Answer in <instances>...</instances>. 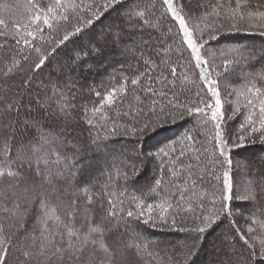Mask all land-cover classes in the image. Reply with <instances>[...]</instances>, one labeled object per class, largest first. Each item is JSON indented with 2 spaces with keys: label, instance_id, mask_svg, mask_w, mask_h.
Returning <instances> with one entry per match:
<instances>
[{
  "label": "snow or ice",
  "instance_id": "snow-or-ice-1",
  "mask_svg": "<svg viewBox=\"0 0 264 264\" xmlns=\"http://www.w3.org/2000/svg\"><path fill=\"white\" fill-rule=\"evenodd\" d=\"M29 7L32 13L28 23L17 24L11 40L0 43V135L4 144L0 158L7 164V171L0 170V195L15 201L12 225L6 228L0 223V264H141L137 257L151 247L147 237L137 231L141 224L185 233L180 243L172 245L175 254L169 264H191L207 237L225 222V232L212 242L215 259L211 264L264 261V167L241 164L230 155L232 147L246 140L264 143V46L224 47L221 43L225 34L250 30L254 26L250 21L257 16L260 24L255 26L264 37V11H249L244 0H236L234 5L216 4L211 13L200 11L201 5H193L190 0H33ZM110 18L111 23L96 33L97 24ZM145 33L147 39H143ZM126 37L140 38L143 47H137L136 41L129 47L124 44ZM120 46L121 54L130 53L136 62L128 64V76L106 95L88 88L89 93L95 92L99 105L91 111L99 115L93 124L85 111L83 120L95 128L101 119H112L107 113L120 106L117 98L123 103L129 94L144 92L143 97L136 95L138 118L134 117L136 123L131 129L124 127L125 137L143 134L169 118L200 120L202 126L211 123L212 158L208 159L201 141L203 154L197 151V162L187 168L191 185L185 184L176 194L163 177L154 176L141 188H133L130 181L140 175L146 163L160 160L163 164L161 156L169 157L175 172L184 165L181 157L186 155L185 147L177 152L168 145L145 153L137 141L122 156L105 157L98 174L85 177L83 166H78L77 157L85 149L68 139L69 125L80 118L76 101L82 97L79 89L84 85H77L82 75L78 73L91 56ZM61 54L64 59L54 69L56 79H50L45 91H36L34 97L37 75L52 68ZM172 65L185 68V75L196 74L201 88L181 90L177 95L181 76ZM229 65L246 82L247 98L238 126L229 124V120L240 113L239 105L226 108L217 87L218 69ZM193 92L195 99L191 98ZM25 97L27 105L17 103ZM157 98L162 106H157ZM24 107L28 112L21 118L19 110ZM13 110L17 112L15 118ZM111 132L118 134L119 129L113 127ZM198 135L203 133L183 138L193 141V151ZM97 139L93 137L91 144L99 150ZM187 158L192 160L191 153ZM201 164L203 174L199 172ZM164 174H168L167 168ZM209 174L208 182L214 188L211 200L206 189L197 190ZM216 181L219 187H215ZM88 190L98 192L99 207L92 209L96 219L86 216L77 229L67 221L75 218L81 192L86 194ZM236 200L252 205L245 221L247 232L235 218L232 202ZM25 217L36 221L31 229L24 225ZM62 219L64 228L57 239L49 230V222ZM178 223L183 225L179 229ZM12 226L23 230L13 231Z\"/></svg>",
  "mask_w": 264,
  "mask_h": 264
},
{
  "label": "trees",
  "instance_id": "trees-1",
  "mask_svg": "<svg viewBox=\"0 0 264 264\" xmlns=\"http://www.w3.org/2000/svg\"><path fill=\"white\" fill-rule=\"evenodd\" d=\"M12 6H3L4 1H0V20H3L4 23L0 24V43H6L7 41L11 40L12 35L16 33L17 24L23 25L28 23V16L31 15L32 9L29 7V4L33 2V0H10ZM190 2L195 5L199 3L201 5L200 11H204V9H207L208 13H211L213 7L216 4H229L232 5L235 4L236 0H190ZM247 8L249 11H264V0H244ZM208 18V17H206ZM109 20V19H108ZM107 21V20H106ZM251 24L254 26L250 28L248 31H241L239 33H230L225 34L221 38V43L224 47H230V46H253L256 48H259L263 46L260 42H264V37L260 35V29L259 27H256L255 25L260 24L259 17H255L254 20L250 21ZM98 26V25H97ZM96 26V27H97ZM264 26V25H261ZM21 31H23L21 27ZM239 36V37H238ZM243 36L251 38L252 42L245 41L247 38H243ZM241 37V38H240ZM126 37L125 40H127ZM240 38V39H238ZM253 40H258V44L253 42ZM139 42V40H136ZM127 42V41H125ZM250 42V43H249ZM95 43V41L93 42ZM129 46H131V43H128ZM175 44H179V40H175ZM140 45V43H139ZM99 46V45H98ZM116 51L114 48H107L104 49V52L102 55H105L106 53H115ZM137 56H139V52L136 53ZM168 54L166 53L165 56ZM111 57V54H110ZM126 55L122 54H115L113 55L110 60L105 63L100 57H93L91 56L89 59L98 61L97 64L92 66L91 74L92 77L95 75H98V73H102L97 77V81L94 82V80L87 81L83 80L81 83L84 85L83 89H81L82 92V99H77L76 103L80 105V118L73 121L69 125V133L68 136L69 141H74L76 143H79L81 147H83L85 150L81 153L80 156L77 157V160L79 162V165H82L84 167V163H99L104 162L105 157H108L109 159L114 157H120L123 154L126 153L127 149L132 146L133 143H136L138 140H136L138 137L142 138L144 136V133L146 130L152 131L153 128H160L165 124H168L169 127L177 126L178 130L173 134L171 137H166L163 140H161L159 143H157L154 147L153 152L158 151L160 148L167 147L168 145H172L177 152L180 151L181 147L186 148V155L184 157H181L184 159V165H180L175 169V172H173L172 166L169 164V157L161 156L160 159L163 160V164L160 163V160H156L153 163H146L143 171L138 175L133 181H130L133 188H141L146 183H150L152 178L155 176L157 179L163 177V180L166 185H168L172 191V193L176 194L178 190H183L185 187V184L191 185V179L190 175L187 171L188 166L194 165L196 161V152L200 151L201 154L202 150L199 148V144L201 141H203L204 148L207 150L208 153V159L210 160L211 153H212V136L214 135V129L212 127V124L209 123L206 126H202V121L198 120L196 122H192L187 120L185 117H178L175 120L168 119L165 122H157L156 126L151 127L150 129H146L143 134L137 133L136 136L129 135L128 137H125L122 135L124 132V127L127 126L129 129H131L132 125L136 123V119L134 117L138 118L137 114V108L135 105L138 104V101L136 100V95H139L141 97L145 96L146 93L144 92H137L135 95L129 94L128 99L123 101L119 100L117 98L116 103L120 105L118 108H116L115 111H110L107 113L109 117L112 119L105 121L103 119L100 120V125L106 124V127H100V125H97L95 128H90L86 121L83 120L84 112L87 111L88 118L92 119L93 124H96V116L99 115V113L93 114L91 109L93 107H98V98L95 96V92L89 93L88 88L92 87L96 91H99L101 95H106L108 91H111L112 87H119V81H122L123 79L128 76V64L132 63L135 64V60L132 58L131 54L129 53V57L125 58ZM177 68L178 75L181 76V88L177 89V95L180 94L181 90L185 89H193L199 90L201 88V81L194 73H186V69L181 67L180 65H172ZM228 67L229 71H228ZM225 68L223 71V76L219 75V80L223 84L222 86L225 87L221 89V98L224 100V106L226 108L235 109L237 105H239L240 113L237 114V116L234 119L229 120V124H236L238 126V123L241 120V114L244 113V107H245V101L247 98V93H245L244 89L246 86V82L242 79L241 74L236 71L231 65ZM223 66L218 69V71H222ZM230 70H234V73L231 75H228ZM43 73V72H42ZM42 73H39L37 76H41ZM213 77L216 78V74L213 73ZM135 78V77H133ZM94 79V77H93ZM41 81V79H39ZM54 80V77H53ZM36 81V80H35ZM36 84V83H34ZM45 87L44 83H42ZM206 86V85H205ZM129 89L132 88L131 84L129 83L127 85ZM139 87V86H137ZM154 87H157L159 89L160 85L155 84ZM218 87V85H217ZM36 87L34 86V89ZM220 89V87H219ZM42 92L45 91L41 90ZM40 91V92H41ZM36 94H33L35 97ZM26 98V97H25ZM25 98H22L21 100H18L17 103H21ZM181 100L184 99L183 96L180 97ZM191 98L195 99L194 92L191 94ZM27 99V98H26ZM169 99H172L171 95H169ZM233 99V102L230 100ZM81 100V101H80ZM235 101V102H234ZM166 102V101H165ZM150 103V101H149ZM157 106H162L159 104V98H157ZM2 111V109H0ZM71 111V110H70ZM17 115L16 110H13L12 116L15 118ZM21 118H24V113L19 114ZM229 116H231V111L229 112ZM14 122V120H13ZM47 123H51V121H48ZM194 123L196 126L194 127ZM172 125V126H170ZM113 127H117L119 129V133L113 135L111 132V129ZM198 133H203V135L197 136V147L196 150L193 151V148L191 145L193 144V141L191 140H184L183 138L186 136H192L197 135ZM93 137H98L97 143L101 144V148L99 150L96 149V145L91 144V139ZM104 137H107V139H103ZM235 139V138H234ZM140 140V139H139ZM131 141V143H129ZM138 146L140 145V141H138ZM106 146V147H105ZM4 147L3 144V136L0 135V157L3 156L2 148ZM251 148L250 152H253L254 155H256L257 159H263L264 160V143H261L259 140H246L243 143H241L239 146L232 147L230 149V155L234 161L240 162L241 164L244 162H250L251 165L258 168L257 160L256 158H252L250 160L248 159H240V155L243 151ZM187 153H191L192 160L189 161L187 158ZM259 153V154H258ZM253 156V155H251ZM53 159H55V156H53ZM62 163V161H61ZM103 165L101 168H103ZM159 166V167H157ZM215 167V166H214ZM261 167V166H260ZM168 169V174H164V169ZM0 170L7 171V164L6 161L2 158H0ZM203 164H201L199 168L200 174H203ZM84 174L88 171L84 170ZM146 175H145V174ZM255 174V172H254ZM143 175V176H142ZM209 178L205 180L204 185H198L197 190H207L208 191V199L210 200L212 198V191L214 190L213 185L209 184L208 180ZM123 183V181H121ZM215 187H219V181L214 182ZM131 192V189H129ZM98 192L93 190H88L85 194L84 192H81V199L77 201L78 203V213L75 216V218H70L67 223L71 226H74L77 229L81 228V225L85 223L83 220V214L86 216H91L92 219H96V214L92 211L94 208H98L99 205L96 203L98 200ZM177 200L179 199V195H176L175 197ZM130 199V196H129ZM90 202V207L86 206V202ZM15 201L9 200L3 195H0V223L4 224L5 227H9L12 225L11 216L12 212L14 210L13 205ZM128 206L127 199L125 200V207ZM246 211L251 213L252 205L246 203L245 205ZM23 208H21L22 210ZM23 211V210H22ZM80 217V218H79ZM236 220L239 219L237 215H235ZM240 221H243V225L245 224V221L241 218ZM10 222V223H9ZM36 221L32 220L31 217H27L26 221L24 220V225L31 229L32 225L35 224ZM52 227L49 229L54 234H56L57 239H59V232L61 229L64 228V221L63 219L61 221H55L52 220L49 222ZM191 223V220H189V224ZM227 225V222H225V226ZM242 225V226H243ZM183 225L177 224V229L182 227ZM162 228V232L167 230L170 235L176 236L177 232H180L178 230L170 229L168 227H157ZM156 228V229H157ZM156 229L149 228L145 225H140L137 231H140L144 234V236L152 238L151 235H154L155 237V231ZM218 229V228H217ZM11 230L13 231H22V228H16L15 226L11 227ZM172 230V231H170ZM159 232V233H162ZM217 233H221V230H219ZM180 234H183V237L185 236V233L180 232ZM211 235V234H210ZM210 235L207 237V240L210 239V242L207 244V251L211 253L213 251L211 245L213 241H218L219 239L210 237ZM65 235V239H66ZM158 242L151 243V247L147 252H145L143 255L138 256L137 259L141 262V264H169V259L172 255H174V250L172 248L173 243L172 239L169 237H165L164 239H158ZM157 241V240H155ZM148 242V241H146ZM180 243V242H177ZM176 243V244H177ZM242 243V242H241ZM194 257V256H193ZM191 258V260L193 259ZM258 264H264V261L257 260ZM10 264H13L10 262ZM211 264V263H209Z\"/></svg>",
  "mask_w": 264,
  "mask_h": 264
},
{
  "label": "rangeland",
  "instance_id": "rangeland-1",
  "mask_svg": "<svg viewBox=\"0 0 264 264\" xmlns=\"http://www.w3.org/2000/svg\"><path fill=\"white\" fill-rule=\"evenodd\" d=\"M0 1H4V2H2L3 3V6L4 5L5 6H12L11 5L12 3H11L10 0H0ZM115 15L116 14L113 13V16H115ZM109 23H111V18L109 20H107V21L104 20L102 24L98 23L97 24L98 26L96 27V33H100L102 31V29L106 25H108ZM248 37L253 38L252 36H248ZM248 37L243 36V38H247V40H245V41L252 42L251 38H248ZM147 38H148V35H147V33H145L143 39H147ZM240 38H238V39H240ZM139 39L140 38H138V37H129V38H127V40H124V44H126V45L129 46L128 43H131V46H132L133 45V42L136 41V40H139ZM125 41H127V42H125ZM253 42H255L256 44H258V40H253ZM85 43H87V40L85 41ZM260 43L263 44V46H264V42L261 41ZM131 46H129V47H131ZM136 46L137 47H143L142 44L139 45V42L138 41H136ZM122 48H123V46L116 47V48H114V50L116 51L115 53H106L105 55H102V54L101 55H93V57L94 56L95 57H100L105 63H107L113 55H115V54H117V55L121 54ZM110 54H111V57H110ZM165 54L166 53H164V55ZM124 55H126L125 58H128L129 57V53L128 54H124ZM63 59H64L63 54H61L60 57H57V60L56 61H53V67L52 68H46L43 71V73H42L41 76H37L36 81H35L36 84H34V86L36 88L34 89L33 94H36V91H41V90H44L45 89V87L43 86L42 83H44V85H46L47 82L50 79H53V77H54V79H56L58 73H56L54 71V69H55V67L57 65V62L58 61L59 62H62ZM97 63H98V61H95V60H92V59H88V61L86 62V66L83 67V68H81L80 69V72L78 73V75H80V74H82V75H80V78L77 81V83H81V81H83V80H87L88 82L91 81V80H94V82H96L97 81V77L96 76H98V75H100L102 73H100V74L98 73V75L93 76L94 77V79H93L92 74H91V69L93 68L92 66H94ZM225 68L226 67H223V70L222 71H218L221 76H223V71L225 70ZM229 68H231V67H228L227 68L228 71H229ZM230 71L231 72H229L228 75H231V74L234 73V70H230ZM39 79H41V81ZM220 81L221 80H219L218 88L220 87V91H221V89H223L225 87L222 86L223 84ZM78 85H80V84H78ZM79 91L80 92H83L81 89H79ZM41 93H43V92L41 91ZM79 98L81 100H83L81 97H79ZM230 101L233 102V99H231ZM21 103L24 104V105H27L28 101L25 98ZM222 104L224 105V100H222ZM27 112H28V108L27 107L20 108V110H19V114L24 113V115H25ZM32 114L35 115L34 112ZM170 126H172V125H170ZM177 130H178V128H177L176 125L173 126V127H169L168 128V124H165V125H163L160 128H158V127L153 128L152 131L146 130V132L144 133V136L142 138H139L138 137L136 139V140H138V141L141 142L138 147H140L145 153H147V152H153L154 148H152V147H154L157 143H159L164 138L173 136V134ZM250 151H251V148H249V149L245 150V152L243 151L241 154H239L240 155V159H245V160L248 159V160H250L252 158H256L257 156L254 155V153L253 152H250ZM251 155H253V156H251ZM256 160H257L258 168L260 166L261 167H264V160L263 159H257L256 158ZM103 163L104 162H99V163H96V162L95 163H92V162L89 163L88 162L87 164L84 163V167L83 168H84V170L88 171L87 174L86 173L84 174V176L87 177V176H91V175H94V174H98L99 171H102L103 170V168H101V166L103 165ZM232 203H233V207H234L233 210L235 212V215H237L239 217V219H237V221H239V226L242 229H244L245 232H247L248 224L245 222V224L243 225L242 223H244V222L243 221H240V220L242 218L244 221H246V218L249 216V215H247V214H249V212L246 211L243 208H246L247 209V207H245L246 203H248V204H251V203L250 202H247V201H242V200H236V201H233ZM86 206L87 207H90L91 206L90 205V202L87 201L86 202ZM85 214H83V220L84 221H85V217H86ZM26 219H27V217H25V221H26ZM162 230H163L162 228H157L156 230H154L155 231V237H153L154 235H151L152 238L147 237V241L148 242H151V243H154V242H158L159 241L158 239H164L165 237H169V238L172 239V241L174 240L173 243H175V242L177 243V242H181L182 239H183V234H180V232H177L176 233V236H172V235H170L171 233H169V231L165 230V231L162 232ZM219 230H221V233H217ZM225 230H226V226L223 225V226L219 227L218 229H216V231L213 232L210 235V237H213V238H216L217 237L216 239H219L220 236L225 232ZM170 231H172V230H170ZM159 232H162V233H159ZM155 240H157V241H155ZM209 242H210V239L209 240H206V243L202 247V249L200 250V252L197 255H195L193 257V259L191 260V264H209V263H211L215 259L214 252L212 251L211 253H209L207 251L208 250L207 249V244ZM10 262L14 264L13 261H10ZM256 264H258V263H256Z\"/></svg>",
  "mask_w": 264,
  "mask_h": 264
}]
</instances>
